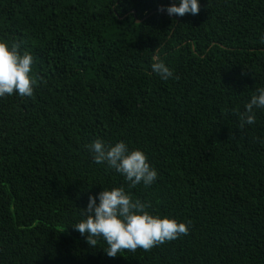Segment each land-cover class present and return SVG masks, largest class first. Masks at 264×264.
Listing matches in <instances>:
<instances>
[{"label": "trees", "instance_id": "1", "mask_svg": "<svg viewBox=\"0 0 264 264\" xmlns=\"http://www.w3.org/2000/svg\"><path fill=\"white\" fill-rule=\"evenodd\" d=\"M0 0V39L34 58L32 97L0 98V264H264V0ZM22 42V43H21ZM176 80L150 72L153 51ZM125 141L158 171L126 191L187 236L108 257L71 226L122 177L86 144ZM65 228L61 231V229Z\"/></svg>", "mask_w": 264, "mask_h": 264}, {"label": "clouds", "instance_id": "2", "mask_svg": "<svg viewBox=\"0 0 264 264\" xmlns=\"http://www.w3.org/2000/svg\"><path fill=\"white\" fill-rule=\"evenodd\" d=\"M157 11L169 17L185 14L197 15L200 0H175L169 6H161ZM22 43V42H21ZM264 44V35L259 38ZM20 44L0 39V98L12 96L32 97L37 80L33 76L34 58ZM150 72L161 81L176 80L174 69L163 59L158 50L153 51ZM264 110V87H258L243 105V111L232 109L238 116L239 128L253 125L257 112ZM264 144V138H257ZM92 163L103 165L106 171H114L122 177L123 184L104 188L95 196L89 195L87 204L80 209V218L71 224L73 229L90 247H100L108 257L119 253L135 252L138 248L149 251L154 246L187 236L190 222L177 220L172 216L154 214L148 200L134 197L128 189L137 185L145 188L153 185L158 177L143 150L130 148L123 140L109 143L100 138L86 144ZM65 228L61 229L64 230Z\"/></svg>", "mask_w": 264, "mask_h": 264}]
</instances>
